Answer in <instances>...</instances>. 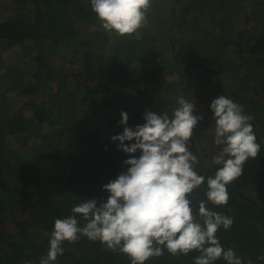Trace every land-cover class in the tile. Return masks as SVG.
<instances>
[{"label":"trees","instance_id":"trees-1","mask_svg":"<svg viewBox=\"0 0 264 264\" xmlns=\"http://www.w3.org/2000/svg\"><path fill=\"white\" fill-rule=\"evenodd\" d=\"M6 1H0V264H39L55 219L89 198L107 200L102 186L128 168L130 154L111 139L123 132L122 111L135 129L146 110L171 115L180 95L194 98L193 114L203 115L190 151L200 163L194 170L205 177L218 167L212 157L222 147L205 153L209 162L195 148L199 130L214 137L211 101L225 95L253 116L261 152L228 185L227 205L207 202L206 183L188 198L197 219L201 200L233 219L216 234L225 249L234 248L244 264H264L256 259L264 255V0H152L144 27L126 37L101 27L90 0ZM16 211L27 226L11 233L4 217ZM63 247L54 264H130L126 254L84 236ZM198 254L165 251L146 264H194Z\"/></svg>","mask_w":264,"mask_h":264},{"label":"clouds","instance_id":"clouds-1","mask_svg":"<svg viewBox=\"0 0 264 264\" xmlns=\"http://www.w3.org/2000/svg\"><path fill=\"white\" fill-rule=\"evenodd\" d=\"M101 27L119 37L133 36L144 27L152 0H90ZM171 115L146 110L145 123L135 129L127 126L129 115L121 112L123 132L111 137L117 147L130 154L128 165L116 179L102 186L109 193L105 202L89 198L71 208V215L54 220L49 249L39 264H54L64 253V243H75L81 236L99 241L106 248L126 254L130 264H146L167 251L171 255L193 257L194 264H244L234 248L225 249L217 232L232 227L233 219L199 202L197 219L189 195L206 183L207 202L227 205L228 185L237 180L250 159L261 152L253 116L233 99L220 95L211 101L214 120L213 143L222 146L212 157L213 175L198 174L193 164L197 157L189 150V141L203 115H194V98L180 95ZM125 141H134L126 144ZM139 150L140 155H134ZM77 216L86 223L81 226ZM264 261V255L256 258ZM25 264H32L26 261ZM248 264H252L248 261Z\"/></svg>","mask_w":264,"mask_h":264},{"label":"rangeland","instance_id":"rangeland-1","mask_svg":"<svg viewBox=\"0 0 264 264\" xmlns=\"http://www.w3.org/2000/svg\"><path fill=\"white\" fill-rule=\"evenodd\" d=\"M3 5L7 6L8 3L6 0H0ZM248 1V0H247ZM152 10V7L149 8V11ZM147 18V16H146ZM16 104L21 105V103L16 102ZM96 127V125H95ZM200 129V128H199ZM107 138V137H106ZM200 139L199 142L197 143V146L195 147L197 149V151L199 152V156H202V158L204 159V161L209 162L211 160V157H207V155L205 153H208V151H212L215 152V150L212 148L214 146V148H218L217 146H215V144L213 143V139L209 138L208 135H205L203 132H201L199 130V138ZM189 150H193L190 147V141H189ZM209 148V149H206ZM212 148V149H211ZM220 151V150H219ZM218 151V152H219ZM200 163L197 161L195 164H193V168H196V166L199 167ZM198 169V168H196ZM5 226L6 228L11 232L14 233L16 231L21 230L23 227H26L27 224L24 222L23 216L21 214L20 211H16V212H9L5 214Z\"/></svg>","mask_w":264,"mask_h":264}]
</instances>
